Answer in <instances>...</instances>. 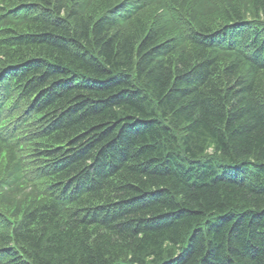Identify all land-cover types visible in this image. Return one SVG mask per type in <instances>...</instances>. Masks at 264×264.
I'll return each mask as SVG.
<instances>
[{
    "label": "trees",
    "instance_id": "16d2710c",
    "mask_svg": "<svg viewBox=\"0 0 264 264\" xmlns=\"http://www.w3.org/2000/svg\"><path fill=\"white\" fill-rule=\"evenodd\" d=\"M0 264H264V0H0Z\"/></svg>",
    "mask_w": 264,
    "mask_h": 264
},
{
    "label": "bare ground",
    "instance_id": "6f19581e",
    "mask_svg": "<svg viewBox=\"0 0 264 264\" xmlns=\"http://www.w3.org/2000/svg\"><path fill=\"white\" fill-rule=\"evenodd\" d=\"M24 45V44H23ZM27 49V48H26ZM6 63V62H5ZM3 64V63H2ZM75 74V73H74Z\"/></svg>",
    "mask_w": 264,
    "mask_h": 264
}]
</instances>
